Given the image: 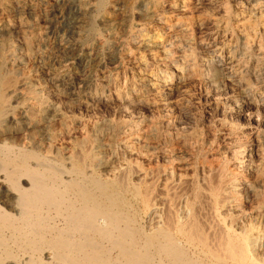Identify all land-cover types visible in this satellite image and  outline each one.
I'll return each instance as SVG.
<instances>
[{"label": "bare ground", "instance_id": "bare-ground-1", "mask_svg": "<svg viewBox=\"0 0 264 264\" xmlns=\"http://www.w3.org/2000/svg\"><path fill=\"white\" fill-rule=\"evenodd\" d=\"M66 1L0 0V264H264V120L195 111L264 116V0Z\"/></svg>", "mask_w": 264, "mask_h": 264}, {"label": "rangeland", "instance_id": "rangeland-1", "mask_svg": "<svg viewBox=\"0 0 264 264\" xmlns=\"http://www.w3.org/2000/svg\"><path fill=\"white\" fill-rule=\"evenodd\" d=\"M24 1H26V0H24ZM33 2V3H35V4H37L38 5V9H39V12L37 13V16H35V17H32V18H29V16H26V19L27 20H29L30 19V21L32 22V23H34V24H36L35 26H36V33H37V36L39 37V38H41V40L43 41V43L45 44V46L47 47V49H49V51L50 50H56V48H57V46H58V44H59V41L60 40H62L63 38V40H67V39H69L70 37L72 38V35L71 34H73V37L75 36V34L76 33H78V32H80V33H83L84 32V30H85V26H84V24L82 23V22H80V21H78V20H76L74 17L75 16H73L72 15V13H71V11L73 10V8L72 7H69V4L67 3V1L66 0H27V2ZM61 1V2H60ZM65 2V3H64ZM55 3V4H54ZM64 3V5H59V4H63ZM48 4V5H47ZM40 5V6H39ZM45 7V8H44ZM46 9V10H45ZM68 9V10H67ZM70 9H71V11H70ZM45 12V13H44ZM46 18H45V17ZM28 17V18H27ZM34 18V19H33ZM41 18V19H40ZM72 18V19H71ZM32 19H33V21H32ZM36 19V20H35ZM39 19V20H38ZM35 20V21H34ZM37 20H38V22H37ZM42 20V21H41ZM50 20V21H49ZM45 21V22H44ZM41 22H43V23H45V24H42ZM40 23V24H39ZM75 23V24H74ZM81 23V24H80ZM47 24V25H46ZM55 24V25H54ZM78 26H77V25ZM39 25V26H38ZM37 26H38V28H39V30H38V28H37ZM81 26L83 27V29L81 28ZM49 27V28H48ZM75 27V28H74ZM77 27H78V31H76L77 30ZM42 28V29H41ZM72 31V32H71ZM42 34H41V33ZM44 36V37H43ZM52 43V44H51ZM48 44V45H47ZM49 47V48H48ZM51 47H53V48H51ZM73 104V105H72ZM67 106V108L70 106V108H71V110L72 111H74L75 112V116H76V118L77 119H81V120H83V122L84 123H89V121H93L94 119H96V118H98V117H109L110 115H112V113L111 112H109L108 110L106 111V110H102L101 108H96L95 110H91V112H90V110H82V109H80V108H78V106L75 104L74 105V103L73 102H70V103H68V105H66ZM75 107H76V109L78 108V110L79 111H77L76 109H75ZM70 108H69V110H70ZM212 109V108H211ZM70 110V111H71ZM99 110H101V111H99ZM198 110V111H197ZM85 111V112H84ZM102 111H103V113H102ZM196 120H197V129L199 130H197L199 133H200V135H202V137L203 138H206V139H208L210 142H212V145L214 144L215 145V147H218L217 148V150H218V152L220 153V156L223 158V157H226V156H228V150H229V147L231 146V144H232V142H233V138H230V139H232V140H230L229 138H227V139H222L221 140V138H220V136H218V135H220V133L221 132H219V131H221L222 130V128L225 126H228V125H230V124H232L234 127H235V129L238 131V133H239V136H243V137H245V138H247V139H250L251 138V136H250V134H249V128H248V126H246L245 125V122H248V121H256V119H259L258 120V125L260 126H262V124H263V120H264V118H262V117H264V116H261V114L260 115H258V114H251V115H244L243 117H241V118H239V119H236V118H233L234 116H231L230 114H227V113H224V114H222L221 113V115H219L220 114V112L218 113V112H216V110H214V108H213V111H215L216 113H214V112H209L207 115H206V113L204 112V110H203V108L201 109V107L200 106H198L197 108H196ZM212 111V110H211ZM77 112V113H76ZM84 112V113H83ZM87 112V113H86ZM79 113H80V115H79ZM88 113H89V115H88ZM99 115H102V116H99ZM213 115H212V114ZM82 114V115H81ZM95 114V115H94ZM211 114V115H210ZM216 116V118H214L215 116ZM222 115H223V117H222ZM225 115H229V116H225ZM89 116V117H88ZM96 118H95V117ZM209 116H214V117H209ZM218 116V117H217ZM222 118H221V117ZM224 116H225V118H224ZM251 116V117H250ZM261 116V117H260ZM85 117V118H84ZM91 117V118H90ZM208 117V118H207ZM226 117H227V120H226ZM232 117V118H231ZM258 117V118H257ZM207 118V119H206ZM222 120H224V121H222ZM247 118V119H246ZM212 119V120H211ZM213 119H214V121H213ZM231 119H232V121H234V122H232L231 121ZM245 119V120H244ZM199 120V121H198ZM239 121V123H237V121ZM213 121V122H212ZM216 121V122H215ZM219 121V122H218ZM231 121V122H230ZM236 121V122H235ZM241 121H244L243 123L241 122ZM240 122H241V125H240ZM216 125H215V124ZM218 123V124H217ZM222 123L224 124L223 126H222ZM229 123V124H228ZM237 123V124H236ZM210 124H212V126L210 125ZM220 124V125H219ZM236 124V125H235ZM239 124V125H238ZM198 125H200V126H198ZM204 125H206V126H204ZM213 125H215V127H213ZM204 126V127H203ZM209 126V127H208ZM211 126V127H210ZM241 126V127H240ZM203 129H201V128ZM219 127V128H218ZM221 127V128H220ZM201 130H200V129ZM205 128V129H204ZM215 130H214V129ZM218 128V129H217ZM238 128H240L239 130H238ZM221 129V130H220ZM218 130V131H217ZM248 130V131H247ZM202 131V132H201ZM207 131V132H206ZM245 131V132H244ZM204 132V133H203ZM209 132V133H208ZM217 132V133H216ZM248 132V133H247ZM206 134V135H205ZM210 134V135H209ZM213 134V135H212ZM244 134V135H243ZM248 135V136H247ZM247 136V137H246ZM209 137V138H208ZM249 137V138H248ZM213 138V139H212ZM252 139V138H251ZM224 143H227V144H224ZM227 141V142H226ZM229 141L231 142V144L229 143ZM214 142V143H213ZM220 142V143H219ZM215 143H217L218 144V146H217V144H215ZM228 144H230V146L228 145ZM226 145V146H225ZM222 146H224V147H222ZM227 146H229V147H227ZM225 147L227 148V149H225ZM224 148V149H223ZM221 149H223V151L221 150ZM225 154H227L226 156L224 155L223 156V154L224 153ZM222 154V155H221ZM154 163H156V164H161V160H159L158 162H154Z\"/></svg>", "mask_w": 264, "mask_h": 264}]
</instances>
